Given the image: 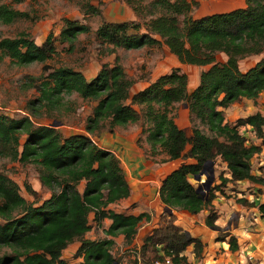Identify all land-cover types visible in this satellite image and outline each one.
<instances>
[{
  "label": "trees",
  "instance_id": "16d2710c",
  "mask_svg": "<svg viewBox=\"0 0 264 264\" xmlns=\"http://www.w3.org/2000/svg\"><path fill=\"white\" fill-rule=\"evenodd\" d=\"M127 3L142 16L141 21H103L95 30L96 38L111 45L113 52L117 48L164 44L180 62L210 67L192 91L188 74L174 68L132 95L136 80L127 75L121 64L104 65L92 79L72 67L44 66L45 74L36 86L40 96L29 102V108L56 109L66 95L75 93L83 99L96 100L97 104L87 119L86 133L69 135L50 125L36 124L28 115L11 116L0 111V157L37 164L43 185L53 190L48 199L35 205L22 195L14 179L0 171V264H74L62 256L69 244L77 240L82 243L77 253L84 261L75 264L118 262L113 254V237L124 235L127 243L133 242L141 223L150 215H128L108 208L129 197L131 186L120 158L100 147L92 137L103 129L112 132L119 126L141 124L151 155L167 156L163 160H195L181 164L163 180L160 197L167 206L191 214L209 210L208 226H214L218 219L213 201L220 188L211 186L209 191L204 188L201 192L199 187L211 162L220 158L227 164L231 178L220 176L222 184L248 180L264 185V177L252 171L253 159L264 149L263 114L256 112L230 123L223 110L242 98L255 100L264 93V58L246 72L239 64L245 57L264 53V0H245L243 7L198 18L192 14L198 0ZM82 7L87 14L100 15L102 11L89 0ZM30 17L29 12L0 4V23L12 24ZM84 33H92V27L68 18L59 39L72 46ZM0 50L16 63L28 65L46 62L56 53V46L53 34L39 45L28 33L21 32L14 38H0ZM219 53H225L227 61H217ZM179 103L187 104L190 110V137L176 122ZM247 125L261 143L251 142L241 133L240 128ZM238 202L257 205L244 198ZM259 209L264 217V203L259 204ZM91 213H95L94 221L99 226L105 218L112 220L105 230L111 238L85 237L92 228ZM226 237L231 250H238L237 238L226 233L219 239ZM148 243L162 245L161 260L170 256L174 264H193L182 255L190 245L197 258L204 251L201 239L188 238L174 216L162 220L144 246Z\"/></svg>",
  "mask_w": 264,
  "mask_h": 264
},
{
  "label": "rangeland",
  "instance_id": "374dc122",
  "mask_svg": "<svg viewBox=\"0 0 264 264\" xmlns=\"http://www.w3.org/2000/svg\"><path fill=\"white\" fill-rule=\"evenodd\" d=\"M89 1L101 8L100 15L85 13V9L82 6L86 0H23L18 3L13 0H0V4H10L14 9L29 12L31 16L28 19H19L12 24L0 23V38H14L21 32H26L36 43L41 45L49 34H53L56 46V53L46 62H34L28 65L16 63L0 50V111L11 116L28 115L36 124L53 125L55 122H58L59 126L57 128L64 135L86 133L87 119L93 113V109L97 104L96 100L83 99L75 93L66 95L62 104L56 109L47 110L38 107L35 111L31 107L29 108V102L40 96L36 86L40 81L39 78L45 74L44 66L46 65L51 68L61 66L72 67L83 72L88 79H92L97 76L104 65L121 64L127 75L136 80L131 89V94L152 82L159 75L168 73L177 66H180V68L189 74L190 88L198 80L202 69L186 64L179 65L176 62V57L173 56L169 48L164 44L140 49L117 48L113 52L111 45L96 38L95 30L99 25L103 21H141L142 16L137 15L134 9L127 3V0ZM198 1L199 5L192 12L196 18L216 12L231 11L238 6H245V0H234L235 3L231 4V0ZM68 18L89 24L92 27V33L81 34L72 46L68 43H62L59 37L65 20ZM223 58L225 60L223 55H218L220 61H223ZM259 58L260 56L244 58L240 60V65L242 69H246ZM257 109L258 105L254 107L240 103L232 107L228 118L230 121H233L238 116H246ZM186 118L187 116L184 118L180 116V123H184ZM190 123L193 127V123ZM140 127L141 124L117 127L116 131L125 137L124 139L118 137L121 139L118 141H121L120 143L125 142L130 147L134 143L133 140L136 134L138 137L140 136L138 139L144 140L146 134L140 135ZM249 131L252 132V130ZM249 131L243 130V133L249 141L253 142L257 138L254 136V132L250 135ZM109 132L107 129H103L99 136H90L101 147H110L109 137L111 138V133ZM101 134H104V139ZM190 134L192 135V130L188 128V135L190 136ZM118 141L114 140L116 143ZM22 142H24V138ZM116 151L121 154L119 150ZM147 155L156 162L162 161L165 157L163 154ZM219 166L215 165V170H221ZM0 171L14 179L20 185L22 195L28 201L35 203V205H40L52 195L53 190L43 185L40 179V168L35 163H22L9 157H0ZM209 176L210 169L205 170L202 182L208 179ZM192 181L195 184L198 183L195 179H192ZM222 186L227 187V185H217L214 187H219L224 195L229 196L226 189L222 188ZM29 187L32 189L31 191ZM80 188L82 189L83 185ZM205 191L208 190L205 189ZM141 235V231L138 230V237ZM96 239H101V237L98 236ZM132 244L116 242L113 247V254L118 261L117 264H135L136 262L137 264L154 263L156 260H161L164 256L162 245L159 247V245L149 243L146 246H144L145 243L140 246ZM78 246V242L68 246L63 251L62 258L67 262L80 260V256L76 252Z\"/></svg>",
  "mask_w": 264,
  "mask_h": 264
},
{
  "label": "crops",
  "instance_id": "0c3cea01",
  "mask_svg": "<svg viewBox=\"0 0 264 264\" xmlns=\"http://www.w3.org/2000/svg\"><path fill=\"white\" fill-rule=\"evenodd\" d=\"M231 3H235L234 0H231L230 4ZM240 7L243 6H238L237 8ZM219 54L223 55L225 57V60L223 58V61H220L218 59ZM219 54L217 55V61H227L228 56L225 53ZM173 56L176 57V62L179 65H185L184 63L180 62L177 56H175L174 54ZM258 56H260V58L250 67L242 69L240 65L241 70L246 72L250 68L254 67L264 58V53L248 57ZM186 65L196 66L202 69L199 74L198 80L193 83V86H191V88V84L189 83V89L190 91H192L200 84L201 74L210 66H198L189 64ZM175 68H180V66H177ZM181 70L186 72L182 68ZM161 75H159L158 77H160ZM156 79H154L152 82H154ZM152 82L148 83L143 88L136 90L133 94L145 89ZM240 103L254 107H257L258 105V109L253 113H250L246 116H238L237 118H235V120L230 121L228 118L229 111L232 109V107L239 105ZM177 107L179 116L176 118V122L181 128L185 129L188 135V128H190V130H192L193 128L192 124L190 123L191 119L189 107L187 106V104L181 103L177 104ZM223 110L225 111L226 121L230 123H235L239 118H245L256 112H261L264 116V93H262L260 97L255 100L242 98L241 100L233 103L230 107ZM180 116L181 118L187 116L184 123H180ZM142 129L143 128L140 127V135H143ZM240 129L241 133H243V130H252L251 126L249 125L243 126ZM116 130L117 128L114 131L109 132L111 133V138L109 137L110 147H102L114 152L120 158L127 180L131 186V194L127 198L110 204L108 208L113 209L116 212L125 213L128 215H139L141 213H148L150 215L149 220H144L141 223L139 230L141 231L142 235L138 237L137 233V237H135V239L133 240L134 242H131V244L133 243L132 245L140 246L144 244L147 237L153 234L154 229L161 224L163 219H170L174 216L175 223L183 229L188 238H199L204 243V251L199 258H197L195 255V248L193 245H190L185 251L182 252V255L188 257L189 262L193 264H264V217L261 215L259 209V204L264 203L263 184L248 180L239 182H227L226 184H222L220 176L224 175V177L226 178H231V173L229 172L227 164L223 162L222 159L218 158L214 166L220 165L219 167L221 168V170H215V178L217 179L214 180L211 186L227 185V187L222 186V188L226 189V192L229 194V196L224 195L220 190L215 191L216 197L213 201V206L214 210L218 213V219L214 226H208L206 225V218L209 215V210L204 209L198 214H191L186 210L173 209L167 206L165 203H163L160 197V188L162 186L163 180L181 164L192 163L195 162V160L191 158H179L175 160H162L156 162L151 157H149V155H147L151 154V146L146 141V136H144V140H140L138 139L140 138V136L138 137V135L136 134L133 140V145L129 147L127 146V144H125V142L120 143L121 141H118L121 140L118 137H121L122 139H124L125 137L120 135V133ZM252 132H250V135H252ZM88 135L90 136V134ZM101 136L104 139V134H101ZM190 136L192 135L190 134ZM254 136H256V134ZM114 140H117L118 142L116 143L114 142ZM253 142L259 144L261 143V140L257 138ZM116 150H119L121 154H119ZM252 171L255 175L264 177V149L253 159ZM204 175L205 171L203 172L202 176ZM243 198L247 199L249 202H256L257 205L248 206L241 202H238V199ZM94 219L95 213H91L90 225L92 226V228L86 233L85 237L90 240L111 238L110 236L106 235L105 230L111 226L112 220L110 218H105L102 221V225L99 226L97 222L94 221ZM226 233H229L237 238L239 244L238 250H231L229 237H226L225 239H219L222 234ZM98 236H100L101 239H96V237ZM113 239L115 240V244L116 242H126L124 235L113 237ZM76 242L79 243L76 251L78 252L82 243L78 240L73 243ZM71 244H69V246ZM79 256L80 260L69 263L75 264L83 262V256Z\"/></svg>",
  "mask_w": 264,
  "mask_h": 264
},
{
  "label": "water",
  "instance_id": "95a60500",
  "mask_svg": "<svg viewBox=\"0 0 264 264\" xmlns=\"http://www.w3.org/2000/svg\"><path fill=\"white\" fill-rule=\"evenodd\" d=\"M51 127L57 128L59 126L58 122H55L53 125H50ZM214 162H211L209 166L206 167L205 170L210 169V176L208 179L204 180L202 183V186L199 187V191L203 192V189L205 188L206 190H210L212 183L215 180V168H214ZM199 179V178H198ZM117 264V263H116Z\"/></svg>",
  "mask_w": 264,
  "mask_h": 264
},
{
  "label": "built area",
  "instance_id": "2783aa9c",
  "mask_svg": "<svg viewBox=\"0 0 264 264\" xmlns=\"http://www.w3.org/2000/svg\"><path fill=\"white\" fill-rule=\"evenodd\" d=\"M154 264H174L172 257L165 256L162 260H156Z\"/></svg>",
  "mask_w": 264,
  "mask_h": 264
}]
</instances>
